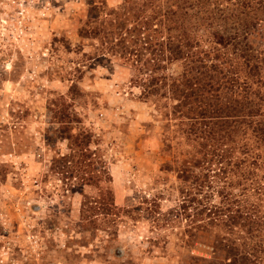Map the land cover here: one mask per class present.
<instances>
[{
	"label": "rangeland",
	"instance_id": "374dc122",
	"mask_svg": "<svg viewBox=\"0 0 264 264\" xmlns=\"http://www.w3.org/2000/svg\"><path fill=\"white\" fill-rule=\"evenodd\" d=\"M207 10L240 31L264 0H0V264H264V132L237 119L264 70L205 112L171 90Z\"/></svg>",
	"mask_w": 264,
	"mask_h": 264
},
{
	"label": "trees",
	"instance_id": "16d2710c",
	"mask_svg": "<svg viewBox=\"0 0 264 264\" xmlns=\"http://www.w3.org/2000/svg\"><path fill=\"white\" fill-rule=\"evenodd\" d=\"M211 3L218 7V2ZM204 15L205 31H207L209 39L213 40L212 44H214V47H209L207 51L201 53H193L191 58L185 59L187 69L183 72L179 81L177 80L178 82L174 81L171 84V90L179 94L176 95L177 97L190 98L192 96L194 100L201 99L200 110L202 112L206 111V107H211L212 103L207 101H210V97L214 98V93L217 91L220 95L222 91L227 92L230 86H235L237 89L243 86L244 89H248L247 84L250 82L260 84L262 71L264 70V57L262 56L264 49L260 48L264 44V39L260 37V44H256L252 36L254 33V31L252 33V30L257 27V22H263L264 18L255 17L253 22H256V24L243 20L242 25H240V31L234 29L233 32H227L219 28V16L215 17V14L210 11L208 12V10L204 12ZM258 26L259 29L264 30L262 23ZM182 35H184V32H182ZM261 35H264V33L261 32ZM175 40L177 43L172 47V53L176 55L174 59L178 60L182 58L181 55L179 56L182 51V47L180 46L191 48V43L179 44L177 36ZM219 46L224 49L228 46L232 48L230 56H228V52L226 51L220 56ZM249 79L256 80L253 82ZM261 97H264V93L260 95L256 92L255 99L258 102L255 104L251 103L249 106H247L248 104L244 105L241 103L237 110L238 124L255 125L254 132L258 133L257 135L259 136L263 135L264 132V108H262L264 107V100ZM219 98L221 97L219 96ZM225 110L227 111L228 109L219 107V128L222 129V133L223 126L228 123L227 119L229 118L228 114H225ZM234 110L235 107L232 108V111ZM200 116H203V114H200ZM229 135L223 133L222 137L229 138ZM239 138L246 140L243 136ZM261 141L264 140L261 139ZM243 145L240 147L244 152H250L247 146Z\"/></svg>",
	"mask_w": 264,
	"mask_h": 264
},
{
	"label": "built area",
	"instance_id": "2783aa9c",
	"mask_svg": "<svg viewBox=\"0 0 264 264\" xmlns=\"http://www.w3.org/2000/svg\"><path fill=\"white\" fill-rule=\"evenodd\" d=\"M0 262H2V261H0Z\"/></svg>",
	"mask_w": 264,
	"mask_h": 264
}]
</instances>
